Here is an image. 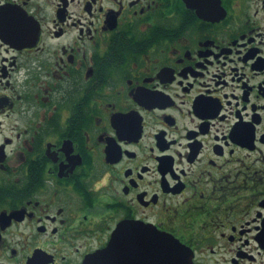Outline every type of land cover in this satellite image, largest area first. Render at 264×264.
<instances>
[{
	"label": "flooded vegetation",
	"instance_id": "1",
	"mask_svg": "<svg viewBox=\"0 0 264 264\" xmlns=\"http://www.w3.org/2000/svg\"><path fill=\"white\" fill-rule=\"evenodd\" d=\"M160 235L264 264V0H0V264Z\"/></svg>",
	"mask_w": 264,
	"mask_h": 264
},
{
	"label": "water",
	"instance_id": "2",
	"mask_svg": "<svg viewBox=\"0 0 264 264\" xmlns=\"http://www.w3.org/2000/svg\"><path fill=\"white\" fill-rule=\"evenodd\" d=\"M127 227V228H126ZM122 230H129V231H133V230H138V231H144V232H158L156 229H152V228H148V227H143V228H136V226H133L131 224H127L126 226H120L118 228V232H121ZM157 238H155V241H160V249H162V247H164L163 243H165L166 245L170 246V255L171 256H175L176 258V262L175 264H193L192 262V253L190 252V250L183 246L182 244H180L178 241H176L175 239H171V238H164L163 236H156ZM146 239V238H144ZM175 240V244L174 243ZM155 241H150V242H155ZM120 242L121 239L120 237H117L113 240L111 249L112 250H116L118 251V249L120 248ZM168 243V244H167ZM168 246H166V252H160V256L162 255H166L168 256ZM175 248V251H174ZM104 254V251H103Z\"/></svg>",
	"mask_w": 264,
	"mask_h": 264
}]
</instances>
